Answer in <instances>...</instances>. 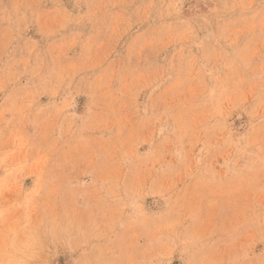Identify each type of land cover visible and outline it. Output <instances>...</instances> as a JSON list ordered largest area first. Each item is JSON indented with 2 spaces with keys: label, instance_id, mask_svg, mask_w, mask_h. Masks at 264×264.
<instances>
[{
  "label": "rangeland",
  "instance_id": "1",
  "mask_svg": "<svg viewBox=\"0 0 264 264\" xmlns=\"http://www.w3.org/2000/svg\"><path fill=\"white\" fill-rule=\"evenodd\" d=\"M0 264H264V0H0Z\"/></svg>",
  "mask_w": 264,
  "mask_h": 264
}]
</instances>
